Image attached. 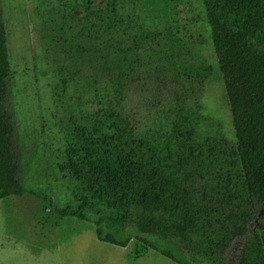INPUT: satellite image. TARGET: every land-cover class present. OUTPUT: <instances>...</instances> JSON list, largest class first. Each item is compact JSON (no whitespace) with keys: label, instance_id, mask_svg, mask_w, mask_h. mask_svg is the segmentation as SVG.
Wrapping results in <instances>:
<instances>
[{"label":"trees","instance_id":"16d2710c","mask_svg":"<svg viewBox=\"0 0 264 264\" xmlns=\"http://www.w3.org/2000/svg\"><path fill=\"white\" fill-rule=\"evenodd\" d=\"M169 4L39 0L52 97L65 113L58 168L76 185V205L56 207L54 217L93 216L100 242L133 243L130 261L155 250L176 264H225L222 254L249 233L237 264H264V0H204L234 142L201 133L200 98L215 69L202 42L170 21ZM12 80L0 0L3 202L28 193L9 107ZM140 90L154 93L158 116L151 126L129 110ZM36 196L54 207L47 194Z\"/></svg>","mask_w":264,"mask_h":264},{"label":"rangeland","instance_id":"374dc122","mask_svg":"<svg viewBox=\"0 0 264 264\" xmlns=\"http://www.w3.org/2000/svg\"><path fill=\"white\" fill-rule=\"evenodd\" d=\"M2 1L13 72L9 107L15 117V145L28 193L8 202L0 200V264H176L155 250L130 261L128 254L133 243L121 248L100 242L93 216L85 221L55 219L56 207L76 205L73 198L76 185L58 168L65 147V113L56 107L52 97L55 78L43 54L36 14L39 0ZM169 1L170 21L184 35L202 42L203 54L215 69V76L206 82L200 98L206 119L201 133L224 136L234 142L232 113L204 0ZM140 91L134 93L129 110L141 120L140 125L151 126L158 116L153 107L154 93ZM44 194L52 199L54 207L45 208L36 196ZM262 215L260 210L249 225L250 231L256 228ZM248 236L249 233L237 237L231 243L222 254L225 264L238 263Z\"/></svg>","mask_w":264,"mask_h":264}]
</instances>
